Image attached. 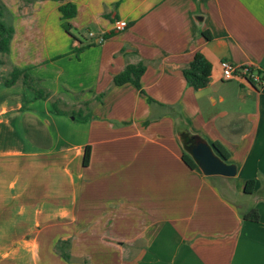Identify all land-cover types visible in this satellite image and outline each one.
Returning <instances> with one entry per match:
<instances>
[{
    "label": "crops",
    "instance_id": "obj_1",
    "mask_svg": "<svg viewBox=\"0 0 264 264\" xmlns=\"http://www.w3.org/2000/svg\"><path fill=\"white\" fill-rule=\"evenodd\" d=\"M0 1L15 28L0 73L27 71L51 94L36 100L0 80V264H264V88L224 81L221 69L264 73V0ZM118 21L128 29L115 33ZM198 53L211 78L196 91L183 71ZM140 63L145 93L113 85ZM54 98L77 116L57 115ZM181 122L219 142L237 176L190 169ZM253 207L258 223L243 217Z\"/></svg>",
    "mask_w": 264,
    "mask_h": 264
},
{
    "label": "trees",
    "instance_id": "obj_2",
    "mask_svg": "<svg viewBox=\"0 0 264 264\" xmlns=\"http://www.w3.org/2000/svg\"><path fill=\"white\" fill-rule=\"evenodd\" d=\"M57 2H65L68 0H55ZM60 12L63 15L64 30L69 34L73 35V28L68 22L69 20L75 18L77 15V9L71 3L66 4L60 8ZM15 35V28L13 24V16L8 8L0 1V67H4L9 63V54L10 47L13 37ZM206 36V35H205ZM75 37V36H74ZM110 36L106 35L103 39L106 40ZM210 39L209 36H206ZM78 39V38H77ZM83 49L78 50L81 52ZM146 71V66L143 63L137 65H128L125 70L119 75L114 77L113 85L116 87L123 86L125 84H133L140 90L142 93H145L141 87V78ZM185 80L189 87L198 91L200 89L206 88L210 82L211 78V64L205 59V57L198 53L191 64L183 71ZM0 80L7 88H13L18 85H22L27 89L31 90L35 94L36 100H48L51 98V94L48 90L44 89L41 86L40 80H36L31 77L27 71H22L18 68L12 67L8 72L0 73ZM105 95L97 97L96 102L102 103ZM52 106L57 115H72L73 117L77 116V113L67 112L62 110L60 104H63V101L59 98H54L52 101ZM91 103L85 104V111H91ZM81 114V112L79 113ZM82 115V114H81ZM179 137L184 148L183 161L185 164L192 170L198 169L199 166L197 162L192 157L191 151L200 143H207L211 146L216 153H218L222 159L225 161L230 160L229 152L219 143L209 144L199 135L193 134L189 128L181 122L179 125ZM91 157V148L87 147L84 158V166L87 167L90 163ZM256 181L249 180L247 181L244 194L247 196H253L255 193ZM243 217L246 221H251L258 223L261 220V215L258 209L251 208L248 211L244 212ZM69 246L66 242H59L56 247L57 252L61 253V256L67 261L72 260L71 256L65 253L64 249Z\"/></svg>",
    "mask_w": 264,
    "mask_h": 264
},
{
    "label": "water",
    "instance_id": "obj_3",
    "mask_svg": "<svg viewBox=\"0 0 264 264\" xmlns=\"http://www.w3.org/2000/svg\"><path fill=\"white\" fill-rule=\"evenodd\" d=\"M199 169L207 177L235 178L237 166L229 164L207 143H200L191 151Z\"/></svg>",
    "mask_w": 264,
    "mask_h": 264
},
{
    "label": "built area",
    "instance_id": "obj_4",
    "mask_svg": "<svg viewBox=\"0 0 264 264\" xmlns=\"http://www.w3.org/2000/svg\"><path fill=\"white\" fill-rule=\"evenodd\" d=\"M129 23L125 21H118L115 23V33H121L127 30ZM92 37V34H90ZM104 39L98 41L101 44ZM221 69L224 81H239L252 86L264 88V73L261 70L253 68L252 66H238L235 67L227 61L221 63Z\"/></svg>",
    "mask_w": 264,
    "mask_h": 264
},
{
    "label": "rangeland",
    "instance_id": "obj_5",
    "mask_svg": "<svg viewBox=\"0 0 264 264\" xmlns=\"http://www.w3.org/2000/svg\"><path fill=\"white\" fill-rule=\"evenodd\" d=\"M64 106H65L64 102H63V104H60V107H64ZM222 186H223V189L225 190V192H227V194H229V195L234 194V190H233L232 184L224 183V184H222ZM249 200L252 201V202H255L256 197L252 196V197L249 198Z\"/></svg>",
    "mask_w": 264,
    "mask_h": 264
}]
</instances>
